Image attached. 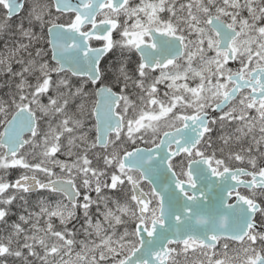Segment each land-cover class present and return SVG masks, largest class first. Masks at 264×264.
Listing matches in <instances>:
<instances>
[{
  "label": "snow or ice",
  "instance_id": "obj_1",
  "mask_svg": "<svg viewBox=\"0 0 264 264\" xmlns=\"http://www.w3.org/2000/svg\"><path fill=\"white\" fill-rule=\"evenodd\" d=\"M0 264H264V0H0Z\"/></svg>",
  "mask_w": 264,
  "mask_h": 264
}]
</instances>
